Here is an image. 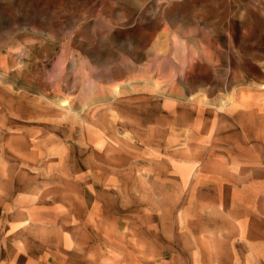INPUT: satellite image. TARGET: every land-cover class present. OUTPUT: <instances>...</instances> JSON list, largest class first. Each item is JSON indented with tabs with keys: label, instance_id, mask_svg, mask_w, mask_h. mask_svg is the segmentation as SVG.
<instances>
[{
	"label": "rangeland",
	"instance_id": "rangeland-1",
	"mask_svg": "<svg viewBox=\"0 0 264 264\" xmlns=\"http://www.w3.org/2000/svg\"><path fill=\"white\" fill-rule=\"evenodd\" d=\"M94 1L0 0V264H264V0Z\"/></svg>",
	"mask_w": 264,
	"mask_h": 264
},
{
	"label": "bare ground",
	"instance_id": "bare-ground-1",
	"mask_svg": "<svg viewBox=\"0 0 264 264\" xmlns=\"http://www.w3.org/2000/svg\"><path fill=\"white\" fill-rule=\"evenodd\" d=\"M20 1V0H19ZM39 1V0H38ZM58 1V0H57ZM76 1V0H75ZM78 1V0H77ZM80 1V0H79ZM82 1V0H81ZM85 1H87V0H85ZM91 1V0H90ZM94 1V0H93ZM52 2H54V1H52ZM95 2V1H94ZM150 2V1H149ZM16 3V2H15ZM19 3V2H18ZM55 3V2H54ZM73 3V2H72ZM71 3V4H72ZM155 3V2H154ZM3 4V3H2ZM74 4V3H73ZM90 4V3H89ZM88 4V5H89ZM94 4V3H93ZM171 4V3H170ZM173 4V3H172ZM19 5V4H18ZM76 5V4H75ZM254 5V4H253ZM260 5V4H259ZM77 6V5H76ZM92 6V5H91ZM90 6V7H91ZM98 6V5H97ZM171 5H169L168 6V8L170 7ZM123 7V6H122ZM230 7V6H229ZM236 7V6H235ZM2 8V7H1ZM0 8V9H1ZM38 8V7H37ZM87 8H88V6H87ZM195 8V7H194ZM21 9V8H20ZM35 9V8H34ZM107 9V8H106ZM146 10V9H145ZM170 10V9H169ZM218 10V9H217ZM238 10V9H237ZM6 11V10H5ZM43 11V10H42ZM49 11V10H48ZM88 11V10H87ZM156 11V10H155ZM193 11H194V9H193ZM196 11V10H195ZM230 11V10H229ZM47 12V11H46ZM82 12V11H81ZM133 12V11H132ZM143 12V11H142ZM1 13V12H0ZM15 13V12H14ZM48 13V12H47ZM153 13H155V12H153ZM179 13H180V11H179ZM221 13V12H220ZM86 14H88L87 12H86ZM118 14V13H117ZM182 14V13H181ZM226 14V13H225ZM42 15V14H41ZM116 15V14H115ZM144 15V14H143ZM148 15V14H147ZM38 16V15H37ZM37 16H35V18L37 17ZM61 16H63V15H61ZM160 16V15H159ZM141 17V16H140ZM164 17V16H163ZM232 17V16H231ZM12 18V17H11ZM39 18H41L40 16H39ZM165 18V17H164ZM90 19V18H89ZM203 19V18H202ZM26 20V19H25ZM41 20H43V19H41ZM56 20V19H55ZM139 20V19H138ZM181 20V19H180ZM19 21H20V19H19ZM136 21V20H135ZM22 22V21H21ZM71 22H73L72 20H71ZM127 22V21H126ZM139 22V21H138ZM189 22V21H188ZM1 23V22H0ZM5 23V22H4ZM67 23V22H66ZM6 24V23H5ZM26 24V23H25ZM35 24V23H34ZM72 24V23H71ZM70 25V24H69ZM128 25V24H127ZM140 25V24H139ZM224 25V24H223ZM222 25V26H223ZM12 26V25H11ZM61 26H62V24H61ZM212 26V25H211ZM7 27V26H6ZM4 28V27H3ZM170 28V27H169ZM201 28H203V27H201ZM230 28V27H229ZM1 29V28H0ZM22 29V28H21ZM69 29V28H68ZM126 29V28H125ZM124 30V29H123ZM122 30V31H123ZM46 31V30H45ZM126 31V30H125ZM169 31H171V29L169 30ZM27 32V31H26ZM25 32V33H26ZM117 32V31H116ZM127 32V31H126ZM135 32V31H134ZM229 32V31H228ZM61 33V32H60ZM63 33V32H62ZM75 33V32H74ZM118 33V32H117ZM120 33V32H119ZM171 33V32H170ZM24 34V33H23ZM43 34V33H42ZM161 34V33H160ZM248 34V33H247ZM111 35H112V33H111ZM178 35V34H177ZM113 36V35H112ZM127 36V35H126ZM158 36V35H157ZM161 37H164V36H161ZM193 37V36H192ZM191 37V38H192ZM259 37V36H258ZM107 38V37H106ZM112 38V37H111ZM166 38H167V36H166ZM166 38H163V39H166ZM169 38V37H168ZM177 38H179V37H177ZM211 38H213V37H211ZM136 39V38H135ZM148 39V38H147ZM156 39H158V38H156ZM163 39H162V41H163ZM171 39V38H170ZM180 39V38H179ZM183 39V38H182ZM185 39V38H184ZM214 40H215V38H213ZM229 39H231V38H229ZM87 40V39H86ZM161 40V39H160ZM79 41V40H78ZM104 41V40H103ZM113 41V40H112ZM115 41V40H114ZM213 41V40H212ZM82 42H85V41H83L82 40ZM87 42V41H86ZM109 42H110V40H109ZM161 42V41H160ZM165 42V41H164ZM168 42V41H167ZM166 42V43H167ZM248 42V41H247ZM119 43V42H118ZM122 43V42H121ZM128 43V42H127ZM132 43V42H131ZM190 43V42H189ZM230 43V42H229ZM130 44V43H129ZM134 44V43H133ZM154 44H156V43H154ZM160 44V43H159ZM162 44H165V43H162ZM161 44V45H162ZM168 44V43H167ZM167 44H165V45H167ZM171 44V43H170ZM169 44V45H170ZM235 44V43H234ZM260 44V43H259ZM80 45V44H79ZM84 45V44H83ZM131 45V44H130ZM140 45V44H139ZM158 45V44H157ZM252 46V45H251ZM110 47V46H109ZM154 47V46H153ZM159 47V46H158ZM169 47V46H168ZM181 47V46H180ZM184 47V46H183ZM216 47V46H215ZM221 47V46H220ZM77 48V47H76ZM90 48V47H89ZM166 48V47H165ZM182 48V47H181ZM187 48V47H186ZM169 49V48H168ZM171 49V48H170ZM4 50V49H3ZM21 50V49H20ZM78 50H79V48H78ZM83 50H85V49H83ZM87 50V49H86ZM93 50V49H92ZM151 50V49H150ZM163 50H164V48H163ZM227 50V49H226ZM225 50V51H226ZM113 51V50H112ZM147 51H149V50H147ZM169 51V50H168ZM171 51V50H170ZM180 50H178V52H179ZM220 51V50H219ZM252 51V50H251ZM256 51V50H255ZM81 52V51H80ZM79 52V53H80ZM88 52V51H87ZM92 52V51H91ZM109 52V51H108ZM130 52V51H129ZM134 52V51H133ZM152 52H153V50H152ZM227 52V51H226ZM93 53V52H92ZM96 53V52H95ZM107 53V52H106ZM144 53H146V52H144ZM218 53V52H217ZM216 53V54H217ZM254 53V52H253ZM81 54V53H80ZM112 54V53H111ZM111 54H110V57H111ZM115 54V53H114ZM140 54V53H139ZM142 54V53H141ZM186 54V53H185ZM248 54V53H247ZM258 54V53H257ZM61 55V54H60ZM84 55V54H83ZM116 55V54H115ZM120 55V54H119ZM123 55V54H122ZM150 55V54H149ZM261 55H263V54H261ZM85 56H87V55H85ZM124 56V55H123ZM147 56V55H146ZM219 56H220V54H219ZM223 56V55H222ZM83 57V56H82ZM100 57V56H99ZM101 57H102V55H101ZM125 57V56H124ZM86 58V57H85ZM107 58V57H106ZM151 59H153L152 57H150ZM221 58V57H220ZM226 58V57H225ZM5 59V58H4ZM64 59V58H63ZM104 59V58H103ZM128 59V58H127ZM208 59V58H207ZM216 59V58H215ZM71 60H73V59H71ZM78 60V59H77ZM77 60H75V61H77ZM82 60V59H81ZM108 60V59H107ZM121 60V59H120ZM250 60V59H249ZM263 60V59H262ZM4 61V60H3ZM7 61H8V59H7ZM110 61V60H109ZM217 61V60H216ZM247 61V60H246ZM24 62V61H23ZM73 62V61H72ZM212 62V61H211ZM218 62V61H217ZM77 63V62H76ZM120 63V62H119ZM132 63H134V62H132ZM174 63V62H173ZM259 63V62H258ZM8 64V63H7ZM58 64V63H57ZM136 64V63H135ZM151 64V63H150ZM149 64V65H150ZM73 65V64H72ZM248 65V64H247ZM259 65H260V63H259ZM263 65H264V63H263ZM117 66V65H116ZM134 66V65H133ZM170 66V65H169ZM257 66V65H256ZM124 67V66H123ZM145 67V66H144ZM150 67V66H149ZM160 67V66H159ZM172 67V66H171ZM187 67V66H186ZM137 68V67H136ZM157 68V67H156ZM219 68V67H218ZM20 69V68H19ZM114 69H115V67H114ZM161 68H159L158 70H160ZM163 69V68H162ZM167 69V68H166ZM169 69H170V67H169ZM172 69V68H171ZM190 69V68H189ZM216 69V68H215ZM222 69V68H221ZM231 69V68H230ZM103 70V69H102ZM157 70V71H158ZM251 70V69H250ZM20 71V70H19ZM93 71V70H92ZM100 70H98V72H99ZM104 71V70H103ZM115 71V70H114ZM119 71H120V68H119ZM167 71V70H166ZM171 71V70H170ZM217 71V70H216ZM7 72V71H6ZM131 72V71H130ZM139 72V71H138ZM163 72H164V70H163ZM172 72V71H171ZM222 71H220V73H221ZM227 72V71H226ZM10 73V72H9ZM107 73L109 74V72L107 71ZM132 73V72H131ZM155 73V72H154ZM157 73V72H156ZM155 73V74H156ZM169 73V72H168ZM98 74V73H97ZM99 74H102V73H99ZM107 74V75H108ZM148 74V73H147ZM164 74V73H163ZM167 74V73H166ZM165 74V75H166ZM175 74H176V72H175ZM161 75V74H160ZM170 75V74H169ZM253 75V74H252ZM102 76V75H101ZM111 76V75H110ZM138 76V75H137ZM142 76H143V74H142ZM155 76V75H154ZM163 76V75H162ZM182 76V75H181ZM222 76V75H221ZM257 76V75H256ZM100 77V76H99ZM105 77V76H104ZM127 77V76H126ZM128 77H129V75H128ZM131 77V76H130ZM129 77V78H130ZM187 77V76H186ZM194 77V76H193ZM63 78V77H62ZM92 78V77H91ZM138 78V77H137ZM151 78V77H150ZM264 78V77H263ZM135 79V78H134ZM142 79H143V77H142ZM166 79V78H165ZM227 79V78H226ZM136 80V79H135ZM162 80V79H161ZM161 80H159V81H161ZM250 80H252V79H250ZM92 81V80H91ZM96 81V80H95ZM95 81H92V83H95ZM98 81V80H97ZM143 81H144V79H143ZM194 81V80H193ZM115 82V81H114ZM125 82V81H124ZM132 82H133V80H132ZM162 82V81H161ZM178 82V81H177ZM183 82V81H182ZM221 82V81H220ZM238 82H239V80H238ZM252 82V81H251ZM59 83V82H58ZM91 83V84H92ZM131 83V82H130ZM164 83V82H163ZM165 83H166V80H165ZM169 83V82H168ZM237 83V82H236ZM248 83V82H247ZM53 84V83H52ZM60 84V83H59ZM83 84V83H82ZM96 84V83H95ZM110 84V83H109ZM113 84V83H112ZM174 84V83H173ZM176 84V83H175ZM180 84V83H179ZM183 84V83H182ZM181 84V85H182ZM202 84V83H201ZM244 84V83H243ZM101 85V84H100ZM150 85H152V84H150ZM155 85V84H154ZM154 85H152V86H154ZM160 85V84H159ZM165 85V84H164ZM227 85V84H226ZM240 84H238V86H239ZM245 85V84H244ZM57 86H59V85H57ZM95 86H98V85H95ZM105 86V85H104ZM107 86V85H106ZM114 86H116V85H114ZM121 86V85H120ZM124 86H126V85H124ZM136 86V85H135ZM170 86V85H169ZM100 87V86H99ZM113 87V86H112ZM117 87V86H116ZM179 87V86H178ZM202 86H200V88H201ZM53 88V87H52ZM61 88V87H60ZM59 88V89H60ZM102 88V87H101ZM119 88V87H118ZM169 88V87H168ZM177 88V87H176ZM207 88V87H206ZM234 88V87H233ZM237 88V87H236ZM95 89V88H94ZM107 89V88H106ZM125 89V88H124ZM179 89V88H178ZM77 90V89H76ZM96 90V89H95ZM99 90V89H98ZM104 89H102V91H103ZM166 90V89H165ZM201 90V89H200ZM234 90V89H233ZM233 90H232V92H233ZM87 91V90H86ZM119 91V90H118ZM118 91H117V93H118ZM140 91V90H139ZM208 91V90H207ZM57 92V91H56ZM93 92V91H92ZM115 92V91H114ZM135 92V91H134ZM166 92V91H165ZM116 93V92H115ZM119 93H121L120 91H119ZM200 93V92H199ZM234 93V92H233ZM245 93H247V92H245ZM57 94V93H56ZM62 94V93H61ZM83 94V93H82ZM111 94V93H110ZM208 94V93H207ZM259 94V93H258ZM101 95V94H100ZM108 95V94H107ZM117 95H119V94H117ZM148 95V94H147ZM260 95V94H259ZM64 96V95H63ZM80 96V95H79ZM90 96V95H89ZM120 96V95H119ZM134 96V95H133ZM171 96V95H170ZM206 96V95H205ZM82 97V96H81ZM108 97V96H107ZM122 97V96H121ZM128 97V96H127ZM210 97V96H209ZM231 97H232V95H231ZM92 98V97H91ZM106 98V97H105ZM211 98V97H210ZM260 98V97H259ZM128 99V98H127ZM148 99H149V97H148ZM194 99H196V98H194ZM224 99V98H223ZM231 99V98H230ZM255 99V98H254ZM132 100H133V98H132ZM137 100V99H136ZM142 100V99H141ZM179 100V99H178ZM222 100V99H221ZM256 100V99H255ZM143 101H144V99H143ZM175 101V100H174ZM229 101H231V100H229ZM243 101V100H242ZM113 102V101H112ZM118 102V101H117ZM120 102V101H119ZM125 102V101H124ZM178 102V101H177ZM133 103V102H132ZM246 103V102H245ZM206 104V103H205ZM224 104V103H223ZM40 105V104H39ZM178 105V104H177ZM187 106V105H186ZM208 106V105H207ZM225 106V105H224ZM44 107V106H43ZM231 107V106H230ZM234 107V106H233ZM232 107V108H233ZM62 108V107H61ZM199 110V109H198ZM217 110V109H216ZM218 110H220V109H218ZM242 110V109H241ZM107 111V110H106ZM240 113V112H239ZM129 114V113H128ZM127 114V115H128ZM122 116V115H121ZM172 116V115H171ZM241 116V115H240ZM107 117V116H106ZM111 117V116H110ZM124 117V116H123ZM126 117H129V116H126ZM214 117V116H213ZM223 117V116H222ZM257 117V116H256ZM134 118V117H133ZM136 118V117H135ZM134 118V119H135ZM172 118V117H171ZM221 118V117H220ZM235 118H236V116H235ZM243 118V117H242ZM36 119V118H35ZM124 119V118H123ZM128 119V118H127ZM140 119V118H139ZM138 119V120H139ZM234 119V118H233ZM42 120V119H41ZM208 120H210V119H208ZM35 121H37V120H35ZM120 121V120H119ZM129 121V120H128ZM206 121V120H205ZM212 121V120H211ZM107 122V121H106ZM109 122V121H108ZM112 122V121H111ZM133 122V121H132ZM131 122V123H132ZM227 122V121H226ZM239 122V121H238ZM260 122V121H259ZM262 122V121H261ZM28 123V122H27ZM139 123H140V121H139ZM173 123V122H172ZM236 123H237V121H236ZM235 123V124H236ZM210 124V123H209ZM256 124H258V123H256ZM264 124V123H263ZM108 125V124H107ZM112 125V124H111ZM133 125V124H132ZM137 126L136 127H138V124H136ZM186 125V124H185ZM224 125H225V122H224ZM229 125V124H228ZM243 125V124H242ZM113 126V125H112ZM231 126V125H230ZM240 126V125H239ZM238 126V127H239ZM122 127V126H121ZM155 127V126H154ZM183 127V126H182ZM209 127H211V126H209ZM227 127V126H226ZM235 127V126H234ZM26 128V127H25ZM126 128V127H125ZM255 128V127H254ZM261 128V127H260ZM263 128V127H262ZM171 129V128H170ZM248 129V128H247ZM264 129V128H263ZM127 130V129H126ZM151 130V129H150ZM231 130V129H230ZM250 130V129H249ZM35 131V130H34ZM122 131V130H121ZM140 131V130H139ZM261 131V130H260ZM263 131V130H262ZM38 132V131H37ZM43 132V131H42ZM111 132V131H110ZM125 132V131H124ZM31 133V132H30ZM133 133H134V131H133ZM137 133H139L138 131H137ZM253 133V132H252ZM141 134V133H140ZM219 134V133H218ZM247 134H248V132H247ZM255 135H256V133H255ZM137 136V135H136ZM240 136V135H239ZM247 136V135H246ZM138 137H139V135H138ZM250 137V136H249ZM257 138V137H256ZM241 139V138H240ZM248 139V138H247ZM259 139V138H258ZM139 140H140V138H139ZM143 140V139H142ZM141 140V141H142ZM149 140V139H148ZM251 140V139H250ZM263 140V139H262ZM138 141V140H137ZM257 141V140H256ZM264 141V140H263ZM243 142V141H242ZM250 142V141H249ZM186 143V142H185ZM252 143V142H251ZM255 143V142H254ZM259 143V142H258ZM262 145V144H261ZM159 146V145H158ZM199 146V145H198ZM224 146H226V145H224ZM263 146V145H262ZM193 147H194V145H193ZM203 147V146H202ZM218 147V146H217ZM261 147V146H260ZM259 147V148H260ZM154 148V147H153ZM190 148V147H189ZM156 149V148H155ZM258 149V148H257ZM159 150V149H158ZM260 150V149H259ZM258 150V151H259ZM157 151V150H156ZM197 151V150H196ZM195 151V152H196ZM191 152V151H190ZM263 152V151H262ZM261 152V153H262ZM172 155V154H171ZM263 157V156H262ZM203 158H204V156H203ZM137 159V158H136ZM208 160V159H207ZM190 161V160H189ZM204 161V160H203ZM228 161V160H227ZM162 162V161H161ZM191 163V162H190ZM147 164H149V163H147ZM50 165V164H49ZM161 166V165H160ZM36 167H37V165H36ZM162 167V166H161ZM200 168V167H199ZM165 170V169H164ZM49 173V172H48Z\"/></svg>",
	"mask_w": 264,
	"mask_h": 264
}]
</instances>
